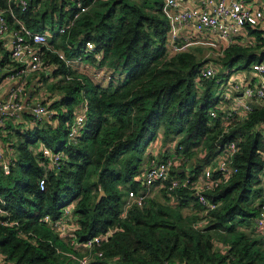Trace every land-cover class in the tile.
Listing matches in <instances>:
<instances>
[{
    "label": "trees",
    "instance_id": "16d2710c",
    "mask_svg": "<svg viewBox=\"0 0 264 264\" xmlns=\"http://www.w3.org/2000/svg\"><path fill=\"white\" fill-rule=\"evenodd\" d=\"M0 9L12 30L21 31L22 23L50 35L40 46L49 72L41 73L51 93L44 104L55 111L0 123L10 168L6 173L0 159V264H81L89 256L88 264H264L256 222L264 209V134L256 130L264 103L230 126L211 117L222 100L219 84L199 80L207 60L196 52L172 54L164 0H27L25 8L21 0H0ZM59 52L73 64L88 63L94 74L67 64ZM12 61L10 49L0 66ZM221 62L223 69L249 71L264 62V52L234 44ZM102 70L111 79L95 80ZM81 114L84 122L71 135ZM30 119L35 124L24 127ZM160 136L158 159L177 156L171 174L187 172L192 181L236 142L237 173L205 195L214 210L189 188L145 184ZM44 145L63 154L58 166L49 164ZM155 187L166 201L149 197ZM129 191L145 195L141 205L128 206ZM57 221L66 223V233ZM97 236L101 243L87 247Z\"/></svg>",
    "mask_w": 264,
    "mask_h": 264
},
{
    "label": "built area",
    "instance_id": "2783aa9c",
    "mask_svg": "<svg viewBox=\"0 0 264 264\" xmlns=\"http://www.w3.org/2000/svg\"><path fill=\"white\" fill-rule=\"evenodd\" d=\"M22 7L27 6V0H21ZM202 7L180 8V3L177 0L169 1L168 9L173 11L171 17L172 25L192 26L198 33H202L209 39H214L220 44L222 56L231 45L236 43L249 47L255 44L247 37L250 28H255L261 32L264 41V10L250 6L247 0H203ZM84 8L82 7V10ZM250 26L249 30L247 29ZM67 26L60 30L65 33ZM50 35L48 33H36L27 30L21 23V31L12 30L7 22L5 13L0 9V38L3 41H8L11 49L12 60L16 63L13 67L7 69L6 78H19L20 83L13 89L12 98L8 101H0V123H5L6 120L25 108L24 104L19 100L21 94L26 87L24 86L23 77L26 74L34 72H49L48 67L43 60V52L40 46L46 44ZM241 37V38H239ZM248 39H247V38ZM174 34L171 52L174 54L177 51L183 50L181 45L175 41ZM89 48L94 49L91 42L86 44ZM59 58L66 61L67 64L73 65V59L68 58L65 54L59 52ZM81 60V59H80ZM207 62V61H206ZM205 62V63H206ZM218 71L213 64L206 63L201 69L199 80L215 78L221 88L217 91L216 96L221 97V102L216 105L217 109L210 112L212 118L221 117L226 126L232 125L234 122L248 119L250 112L253 111V102L264 103V62H255L251 65L250 71L255 77H249V82L245 85L242 82L230 81L229 79L217 76ZM110 75V76H109ZM111 73L98 72L95 74V80L111 79ZM18 98V100H17ZM86 109V106H85ZM35 119L41 120L44 117L54 115L55 111L47 107L42 102H36L33 107ZM219 112L222 113L220 116ZM85 115L81 114L76 126L71 135H74L79 126L84 122ZM256 130L264 134V122L256 126ZM239 147L235 141L229 144L222 153L217 155L204 170L203 174L197 180L192 181L191 175L188 173L186 178L171 174L173 169H178L177 156L165 160H159L155 163L152 161V166L144 172V182L147 186H151L157 182H164L168 185L170 191L179 190V188H189L207 210L212 211L216 208L215 204L210 203L206 198V192L214 189L221 182L229 180L235 173L237 167L234 165V158ZM43 153L47 161L52 166H58L62 160L63 154L56 153L52 149L44 145ZM264 155V154H263ZM0 159L6 173L9 172V161L5 159V151L0 143ZM190 176V177H189ZM45 179L41 180L42 188L45 185ZM128 206L132 202L142 204L145 195H137L133 191H129ZM264 208V207H263ZM0 204V213H4ZM45 221L52 222L50 216L45 217ZM258 227L264 230V209L256 219ZM56 227L63 233H66V223L63 221L55 222ZM201 225V223H200ZM103 237L97 236L88 241L87 247L93 246L95 243L100 244ZM89 257H83L81 264H88Z\"/></svg>",
    "mask_w": 264,
    "mask_h": 264
},
{
    "label": "crops",
    "instance_id": "0c3cea01",
    "mask_svg": "<svg viewBox=\"0 0 264 264\" xmlns=\"http://www.w3.org/2000/svg\"><path fill=\"white\" fill-rule=\"evenodd\" d=\"M169 1L172 0H164V2L166 3V5L169 3ZM180 3V8L184 9V8H192V7H202V1L203 0H177ZM250 4V6H254L255 8H260L264 10V0H247ZM168 9V7H167ZM173 14V11L168 9V15L171 19ZM173 29L170 32V36H169V49L171 50V44L174 41L173 36L174 34L176 35L175 41L178 43V45H181L183 47L184 51H190V52H196V54H200L203 53V51H206L207 54H209L208 56H210L211 52H217L216 55H218V50H221V45L218 44L217 42L214 41V39H209L207 36L203 35L202 33H198L194 27L192 26H178V25H172ZM252 30H257L255 28H252L251 30L248 31V35L247 37L250 38L251 41H254L255 44L251 45L254 49L258 50V52L263 51L264 52V41L263 38L261 36V33L259 32V30H257L258 32L252 31ZM246 37V38H247ZM241 38V37H239ZM247 38V39H248ZM3 42L1 44L2 45V49L0 51V61L3 60L5 53L7 52V50L10 51V47L8 44V41H3V39L0 38V42ZM238 43H236L235 45H237ZM241 45L242 47H246L242 44H238ZM7 49V50H6ZM215 56L214 54L211 55ZM199 57V56H198ZM207 60L206 63L212 64L211 61L209 59H204L203 61ZM13 62V61H12ZM14 64H10L5 66L4 68H2L0 66V101H8L12 98L11 94L13 89L20 83V79L19 78H15V80L13 79H7L6 78V71L8 68L13 67ZM74 66H76L77 70L83 72V73H87L88 75H93L94 74V68L89 65L88 63L84 62V64H79V63H74ZM232 71H234V73H237V78L236 81H240L243 84H247L249 82V77H255L254 74L249 70V71H244L241 72V70H237V66L235 67H231V68H227V69H223L222 71H220L219 74H221V78H225V79H229L231 81V76L233 74ZM238 71V72H235ZM230 72V73H229ZM229 73V74H228ZM227 75L228 77H223L224 75ZM43 75L44 73H38V72H34V73H29L26 74L23 77L24 80V86L26 87V89L24 90V92L21 94L19 100L22 102V104H24L25 108L23 109L22 112L18 113L17 115H14L10 118L7 119V121H10L9 123H14V124H18L21 123V121H23L22 118V113L23 112H28L29 114L33 112V107L35 106L36 102H45V99H47L48 95H50L51 93L49 92V90H47V86L45 85V83H43ZM95 79V78H94ZM221 88V86L218 87L217 91H219V89ZM216 91V93H217ZM215 93V94H216ZM18 100V98H17ZM49 101V100H48ZM254 107L256 106H260L263 104V102H258L255 101L253 102ZM246 120V119H245ZM244 121V120H241ZM6 123V122H5ZM7 124V123H6ZM35 122H33V120H28L26 121L23 125L24 127H30L32 125H34ZM159 146V149L155 152L156 148ZM164 145H160V140H158V142L156 144H154L151 147V151L152 149H154V152L152 151V153L154 155H158L159 152L163 149Z\"/></svg>",
    "mask_w": 264,
    "mask_h": 264
},
{
    "label": "rangeland",
    "instance_id": "374dc122",
    "mask_svg": "<svg viewBox=\"0 0 264 264\" xmlns=\"http://www.w3.org/2000/svg\"><path fill=\"white\" fill-rule=\"evenodd\" d=\"M171 48H172V46H171ZM217 53V52H216ZM216 53L215 52H211V54H210V56H208L209 54H207L206 53V51H203V53H200V54H198V58L200 59V60H204L205 58L206 59H209L210 61H211V63L214 65V67L218 70V71H216L217 72V76H221V74H219L220 73V71H222L223 70V62H221V59H223V56H222V52H221V50H218V55H216ZM212 54H214L215 56H212L211 57V55ZM204 62V61H203ZM205 63V62H204ZM206 64V63H205ZM238 70V69H237ZM104 72H106V71H104ZM235 72H238V71H235ZM110 73V72H109ZM231 74H233L232 76H231V80L232 81H235L236 80V78H237V73H234V71H232V73ZM110 76V75H109ZM223 77H225V76H223ZM228 77V76H227ZM97 81H102V80H97ZM161 137V136H160ZM160 145H162L163 146V138L161 137V139H160ZM173 145H175V143L173 144ZM158 146V145H157ZM176 146V145H175ZM175 146L172 148L173 150L175 149ZM159 149V146L156 148V150H155V152L157 151ZM152 151L154 152V149H152ZM156 156V160H155V163L156 162H158L159 161V159H158V156L157 155H155ZM152 162L147 166V168H146V170L150 167V165L152 166ZM186 175L188 176V173L186 172ZM263 185V188H264V183L262 184ZM159 191V189H157L156 187L153 189V191H151V192H147L148 194H149V197H151V198H155V199H157V200H159L160 202L161 201H166L164 198H165V196H164V194L163 193H159L158 192ZM262 196H264V193L262 194ZM134 204V202H132L131 203V206ZM185 213L186 214H188V215H190V214H192L193 212H192V210H190L189 208H186L185 209ZM202 221V222H201ZM200 221V223L202 224V225H204L205 224V222L203 221V220H201ZM258 231H261V230H258ZM262 233H263V235H264V230H262L261 231Z\"/></svg>",
    "mask_w": 264,
    "mask_h": 264
},
{
    "label": "water",
    "instance_id": "95a60500",
    "mask_svg": "<svg viewBox=\"0 0 264 264\" xmlns=\"http://www.w3.org/2000/svg\"><path fill=\"white\" fill-rule=\"evenodd\" d=\"M102 196L104 195L103 192H101Z\"/></svg>",
    "mask_w": 264,
    "mask_h": 264
}]
</instances>
